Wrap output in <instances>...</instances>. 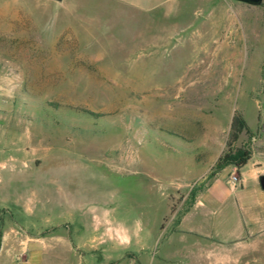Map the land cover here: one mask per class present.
Masks as SVG:
<instances>
[{"label": "rangeland", "instance_id": "374dc122", "mask_svg": "<svg viewBox=\"0 0 264 264\" xmlns=\"http://www.w3.org/2000/svg\"><path fill=\"white\" fill-rule=\"evenodd\" d=\"M234 111L264 178L260 5L0 0V264H264L178 232Z\"/></svg>", "mask_w": 264, "mask_h": 264}, {"label": "crops", "instance_id": "0c3cea01", "mask_svg": "<svg viewBox=\"0 0 264 264\" xmlns=\"http://www.w3.org/2000/svg\"><path fill=\"white\" fill-rule=\"evenodd\" d=\"M259 178L260 173L249 165L232 188L219 173L196 194L180 217L179 234L189 242L196 240L223 248L264 238V190Z\"/></svg>", "mask_w": 264, "mask_h": 264}, {"label": "trees", "instance_id": "16d2710c", "mask_svg": "<svg viewBox=\"0 0 264 264\" xmlns=\"http://www.w3.org/2000/svg\"><path fill=\"white\" fill-rule=\"evenodd\" d=\"M260 6L264 10V0H262ZM243 133L248 138L251 137V133L246 127L239 112L234 111L227 134V139L225 142V149L215 160L213 166L211 167L210 173L207 176L208 179H212L216 174L223 170L227 166H233L238 174L239 169L246 164L250 157V149L247 145L242 144L235 147L233 144L236 142L238 136ZM199 189H191L187 194V199H189L188 206L192 205L194 197Z\"/></svg>", "mask_w": 264, "mask_h": 264}, {"label": "water", "instance_id": "95a60500", "mask_svg": "<svg viewBox=\"0 0 264 264\" xmlns=\"http://www.w3.org/2000/svg\"><path fill=\"white\" fill-rule=\"evenodd\" d=\"M56 1H59V0H56ZM233 1L245 4L248 6H253V7L259 6L262 2V0H233ZM259 183H260L261 189L264 190V178H259Z\"/></svg>", "mask_w": 264, "mask_h": 264}, {"label": "built area", "instance_id": "2783aa9c", "mask_svg": "<svg viewBox=\"0 0 264 264\" xmlns=\"http://www.w3.org/2000/svg\"><path fill=\"white\" fill-rule=\"evenodd\" d=\"M227 183L232 188H235L239 183V175L237 174V171L234 167L232 168V171L227 178Z\"/></svg>", "mask_w": 264, "mask_h": 264}]
</instances>
